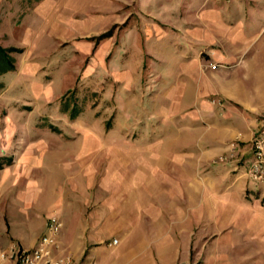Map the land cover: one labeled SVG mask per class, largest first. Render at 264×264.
<instances>
[{
	"label": "crops",
	"instance_id": "1",
	"mask_svg": "<svg viewBox=\"0 0 264 264\" xmlns=\"http://www.w3.org/2000/svg\"><path fill=\"white\" fill-rule=\"evenodd\" d=\"M237 1L252 9L223 11V1L205 0L188 11L190 24L178 22L177 11L165 22L177 32L199 29L186 43L200 51L188 53L173 76L159 77L161 90L147 110L155 121L145 130L151 135L59 138L60 148L47 149L57 183L44 201L39 160L16 159L12 175L11 163L2 165L0 210L36 218L41 232L26 242L13 236L10 218L0 220V253L13 245L33 249L52 215L62 225L52 255L72 264H190L215 235L213 226L222 227L215 240L226 246L234 239L230 226L244 232L238 256L250 249L245 237L264 242V203L245 201L236 175L251 162L252 137L264 127V0ZM171 2L164 6L169 15L179 7ZM237 73L241 98L231 93L233 83L222 85ZM226 246L209 256H230Z\"/></svg>",
	"mask_w": 264,
	"mask_h": 264
},
{
	"label": "rangeland",
	"instance_id": "2",
	"mask_svg": "<svg viewBox=\"0 0 264 264\" xmlns=\"http://www.w3.org/2000/svg\"><path fill=\"white\" fill-rule=\"evenodd\" d=\"M168 1L5 0L0 5V47L12 58V69L0 75V165L5 169L11 163L12 175L16 159L39 160L35 172L45 187L42 201L57 183L49 176L52 159L47 149L60 148L59 138L151 135L145 130L155 121L147 110L152 109L151 102L161 90L159 77L173 76L188 53L196 56L200 51L186 43L199 29L186 27L177 32L165 22L174 20L177 11V21L190 24L188 11L205 0H172L171 4L179 7L170 15L164 7ZM223 2V11L252 9L237 0ZM212 7L207 5L205 10ZM250 20L256 18L250 14ZM241 79L237 73L222 85L233 83L231 93L241 98ZM253 85L251 81L249 86ZM260 87L264 92V82ZM30 147L40 150L31 156L27 151ZM86 147L93 149L92 144ZM247 164L244 162L236 175L241 178L244 200L254 206L264 203V186L247 178ZM224 172L228 173L227 181H232V170ZM7 218L12 221L13 236L23 241L41 232L34 217L0 210V220ZM221 229L213 226L215 235L197 248L200 254L190 264H209L210 259L215 264H264V255H260L264 242H248L245 237L250 249L238 256L244 232L237 234L238 228L230 226V239H234L226 246L215 240L221 236ZM3 231L1 225L0 235ZM225 246L230 256H209ZM8 250L1 253L7 257Z\"/></svg>",
	"mask_w": 264,
	"mask_h": 264
},
{
	"label": "built area",
	"instance_id": "3",
	"mask_svg": "<svg viewBox=\"0 0 264 264\" xmlns=\"http://www.w3.org/2000/svg\"><path fill=\"white\" fill-rule=\"evenodd\" d=\"M251 144V162L248 165L246 176L258 184H264V127L256 132ZM230 146L234 147V143ZM61 226L58 216H50L46 222L44 234L33 249L24 250L13 245L9 248L7 257L4 253L0 254V264H6L3 260H9L10 264H72L70 258L52 255L53 250L58 248L56 238ZM113 243L115 244L116 241L114 240Z\"/></svg>",
	"mask_w": 264,
	"mask_h": 264
},
{
	"label": "trees",
	"instance_id": "4",
	"mask_svg": "<svg viewBox=\"0 0 264 264\" xmlns=\"http://www.w3.org/2000/svg\"><path fill=\"white\" fill-rule=\"evenodd\" d=\"M15 50V49H10ZM12 69V58L7 54L6 50L0 47V75ZM10 162V161H9ZM2 167V165H0Z\"/></svg>",
	"mask_w": 264,
	"mask_h": 264
}]
</instances>
